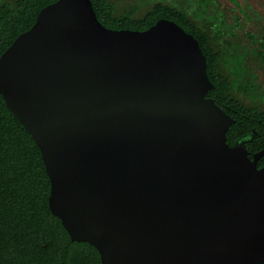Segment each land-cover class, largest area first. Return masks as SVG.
Returning a JSON list of instances; mask_svg holds the SVG:
<instances>
[{"label":"water","instance_id":"obj_1","mask_svg":"<svg viewBox=\"0 0 264 264\" xmlns=\"http://www.w3.org/2000/svg\"><path fill=\"white\" fill-rule=\"evenodd\" d=\"M196 38L170 19L112 29L57 0L0 55V94L37 145L48 206L100 264H263L264 149L233 119Z\"/></svg>","mask_w":264,"mask_h":264},{"label":"trees","instance_id":"obj_2","mask_svg":"<svg viewBox=\"0 0 264 264\" xmlns=\"http://www.w3.org/2000/svg\"><path fill=\"white\" fill-rule=\"evenodd\" d=\"M55 1L0 0V55L34 24L44 6ZM91 2L98 20L108 28L142 31L165 18L192 34L206 57L213 84L207 97L233 119L226 132L227 143L232 146L254 130L246 149L252 157L264 148V110L253 99L260 86L249 73L247 54L218 50L213 34H204L187 13L162 1L152 3L141 16L134 6L118 14L111 0ZM243 95L250 101L245 102ZM257 166L264 167V155ZM49 193L40 151L0 94V264H100L96 248L72 241L60 219L51 213Z\"/></svg>","mask_w":264,"mask_h":264},{"label":"flooded vegetation","instance_id":"obj_3","mask_svg":"<svg viewBox=\"0 0 264 264\" xmlns=\"http://www.w3.org/2000/svg\"><path fill=\"white\" fill-rule=\"evenodd\" d=\"M166 4L187 13L204 34H213L218 50L247 54L249 73L260 86L253 99L264 110V79H260L264 73V0H167ZM243 99L250 101L244 95Z\"/></svg>","mask_w":264,"mask_h":264},{"label":"rangeland","instance_id":"obj_4","mask_svg":"<svg viewBox=\"0 0 264 264\" xmlns=\"http://www.w3.org/2000/svg\"><path fill=\"white\" fill-rule=\"evenodd\" d=\"M115 3L116 13L121 14L128 10L129 7L134 6L137 8V15H143L148 9H150L152 3L163 1L167 3V0H111ZM241 12L244 8H238ZM262 72L261 70L259 73ZM260 79H264V73L260 74Z\"/></svg>","mask_w":264,"mask_h":264}]
</instances>
